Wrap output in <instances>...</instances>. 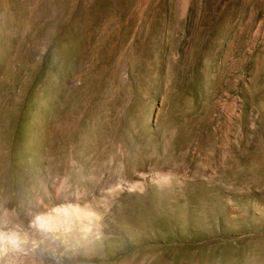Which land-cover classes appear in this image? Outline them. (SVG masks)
<instances>
[{"label":"rangeland","instance_id":"rangeland-1","mask_svg":"<svg viewBox=\"0 0 264 264\" xmlns=\"http://www.w3.org/2000/svg\"><path fill=\"white\" fill-rule=\"evenodd\" d=\"M0 264H264V0H0Z\"/></svg>","mask_w":264,"mask_h":264}]
</instances>
